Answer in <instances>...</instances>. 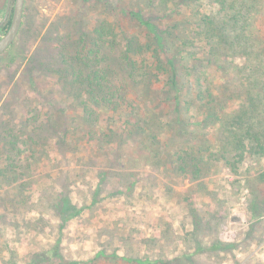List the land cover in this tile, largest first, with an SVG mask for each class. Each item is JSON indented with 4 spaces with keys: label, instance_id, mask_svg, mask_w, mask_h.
I'll list each match as a JSON object with an SVG mask.
<instances>
[{
    "label": "trees",
    "instance_id": "obj_1",
    "mask_svg": "<svg viewBox=\"0 0 264 264\" xmlns=\"http://www.w3.org/2000/svg\"><path fill=\"white\" fill-rule=\"evenodd\" d=\"M131 13L149 33L157 35L151 41L158 38L161 42L166 54L158 58V66L152 70L149 66H128L136 51L150 47L148 42L136 51L128 44V50L114 58L102 36L104 31L92 35L82 30L74 43L65 41L75 52H63L64 64L57 66L63 93L72 98V123L63 117V111L51 114L40 109L38 116L21 122L20 136L11 126L17 123L11 115L0 122V199L5 201L4 207L12 212L21 207L30 210L37 196V203L59 219L55 243L20 256V244L10 242L6 264H75L59 250L67 227L97 203L105 181L114 180L129 192L136 190L137 179L131 180L123 172L133 159H142L172 177L189 178L194 189L205 187L206 175L224 163L232 173L244 175L242 184L252 217H264V0H148L147 6L137 5ZM156 15L172 22L158 28L153 21ZM10 24L11 17L0 31L6 32ZM150 71L156 81L164 77L162 85L169 88V115L152 106L155 96L148 92L152 90ZM18 142L25 146L17 148ZM129 144L133 158L125 148ZM82 148L86 151L81 155ZM110 150L115 158L107 156L105 163L118 162L120 168L111 174L110 169L95 167L98 184L90 195L84 192V202L74 201L71 187L86 180L84 165H75L61 190L56 188L61 173L55 177L52 170L58 154L64 158L73 154L75 162L81 159L91 164L96 156ZM40 181L42 187L34 194ZM162 187L173 194L174 189L164 183ZM52 189L57 198H50L47 204L43 199ZM0 217L6 221L4 214ZM48 220L45 215L28 220L26 234L34 231L36 237L37 229L46 226L41 221ZM201 223L202 218L195 215L190 232L197 243L194 251L176 256L170 264H199L193 260L196 254L224 251L233 255L238 249L237 244L219 238L210 244L201 240ZM15 226L19 229L20 224ZM100 255L101 259H115V264L164 262L148 256L107 254L104 249L99 250L97 257Z\"/></svg>",
    "mask_w": 264,
    "mask_h": 264
},
{
    "label": "rangeland",
    "instance_id": "obj_2",
    "mask_svg": "<svg viewBox=\"0 0 264 264\" xmlns=\"http://www.w3.org/2000/svg\"><path fill=\"white\" fill-rule=\"evenodd\" d=\"M147 3L148 0H27L20 33L0 58V122L11 115L17 121L16 125L11 126L20 136L21 122L38 116L40 109L51 114L56 110L63 111V117L72 123L75 117L70 108L72 98H67L63 93L57 66L64 64L63 52H75L74 47H66L65 41L74 43L82 30L92 35L104 31L102 36L114 58L126 52L128 44L136 51L142 46L147 47L148 42L150 47L147 50H138L133 56L130 55L128 66H149V70L158 66V58L163 59L165 53L161 42L158 38L151 41L157 35L149 33L148 28L140 25L131 13L135 6L145 7ZM3 4L5 1L0 0V20L5 12ZM174 19H178L175 14ZM153 21L158 28H165L172 22L171 18L159 15ZM4 33L0 31V37ZM161 37L166 39L165 35ZM167 61H164L165 65ZM92 62L98 65L95 58ZM150 73L152 90L148 92L155 96L152 106L158 112L169 115V88L162 85L164 77L156 81ZM2 143L3 147L7 146ZM50 143L53 145L55 140ZM24 146L23 142L16 144L17 148ZM86 146L92 148L89 143ZM125 148L133 154L130 144ZM85 151L82 148L80 154ZM88 154L96 156L92 152ZM107 156L115 158L110 150L106 155L96 156L91 164H84L81 159L75 162L73 154L65 158L58 154L52 170L55 177L61 173L56 188L61 190L68 171H74L75 165L80 168L84 165L86 180L71 186L74 201L84 202V192L90 195V190H94L98 184L95 167L110 169L111 174L118 172L119 163L114 165L109 162L107 166L104 160ZM130 156L133 158L134 154ZM215 169L218 171L204 178L205 187L194 189L189 178L172 177L171 174L159 172L142 159H133L123 172L131 180L137 179L136 190L129 192L114 180L111 183L105 181L100 187L97 203L67 227L59 246L60 252L75 264H115V259H101V255L97 257L101 249L107 254L115 252L133 257L148 256L154 260H164L159 264H170L176 256L194 251L197 243L190 232L194 230L193 218L197 215L202 218L203 226L199 231L201 240L210 244L213 238H219L237 244L238 249L233 255L224 251H205L194 255V261L199 264H264V217L254 219L249 211L247 197L245 199L247 191L242 184L244 175L232 173L224 163H219ZM163 183L169 189H174L173 194L166 192ZM41 187L42 181L33 193L37 194ZM119 190H123V193ZM56 195L52 189L43 201L48 204L50 198L51 201L57 198ZM37 201L36 196V203L30 210L21 207L17 212H12L4 207L5 201L0 199V216L4 214L6 219L3 222L0 217V264H6L10 258L7 246L10 242L20 244L17 247L20 256L36 250L40 245L45 247L48 243H55L59 234V219ZM39 215L49 219L45 223L41 221L46 224L42 226L44 229L38 228L36 237L32 235L34 231L26 234L27 221ZM15 224H20L19 229Z\"/></svg>",
    "mask_w": 264,
    "mask_h": 264
},
{
    "label": "water",
    "instance_id": "obj_3",
    "mask_svg": "<svg viewBox=\"0 0 264 264\" xmlns=\"http://www.w3.org/2000/svg\"><path fill=\"white\" fill-rule=\"evenodd\" d=\"M27 0H7V6L3 18L0 20V28L11 17V24L7 31L0 37V54L17 39L24 20V13Z\"/></svg>",
    "mask_w": 264,
    "mask_h": 264
},
{
    "label": "flooded vegetation",
    "instance_id": "obj_4",
    "mask_svg": "<svg viewBox=\"0 0 264 264\" xmlns=\"http://www.w3.org/2000/svg\"><path fill=\"white\" fill-rule=\"evenodd\" d=\"M5 10H6V9H5ZM4 13H5V12H4ZM15 41H16V40H15ZM15 41H14V42H15ZM14 42H13V43H14ZM12 45H13V44H12ZM12 45H11V46H12ZM11 46H10V47H11ZM10 47H9L7 50H9V49H10ZM5 52H6V51H5ZM5 52H4V53H2V54H0V58H1V57H2L4 54H5Z\"/></svg>",
    "mask_w": 264,
    "mask_h": 264
}]
</instances>
